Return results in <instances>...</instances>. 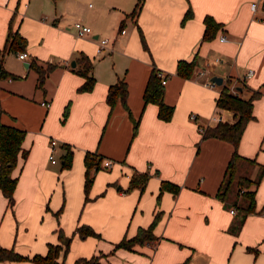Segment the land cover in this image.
I'll use <instances>...</instances> for the list:
<instances>
[{"label":"crops","instance_id":"0c3cea01","mask_svg":"<svg viewBox=\"0 0 264 264\" xmlns=\"http://www.w3.org/2000/svg\"><path fill=\"white\" fill-rule=\"evenodd\" d=\"M71 1L84 2L81 19L76 20L90 25L93 33L84 37L76 34L71 17L76 7ZM255 1L259 3L257 11L251 7ZM137 2L0 0V70L9 73L0 77V121L25 129L23 147L29 150L28 157H20L13 170L18 177L13 208L0 189V245L28 257L46 254L49 244L62 243V229L72 241L67 254L62 250L58 260L64 257L66 264H75L78 258H90L102 246L107 250L109 243L103 245L101 238L118 242L124 236H134L140 227L149 225L159 209L163 214L154 228L159 239L156 244L143 243L140 249L153 254L150 260L119 249L100 264H115L117 256L129 259L125 264H264V177L257 187L255 209L246 214L237 229L247 201L242 195L231 199L233 187L226 202L218 196L224 178L221 171L232 157L233 144L218 137L205 138L185 174L198 144L193 141L196 132L200 136L208 126L236 119L233 110L217 104L229 79L234 93L246 98L260 93L254 100V118L240 141L243 153L245 133L251 124H260L257 136H264V0H143L140 10L132 14ZM67 4L74 7L67 11ZM189 9L192 15L184 20ZM207 15L221 26L212 38L204 40ZM17 30L28 41L25 50H10L3 55L9 33ZM141 31L148 47L143 44ZM222 35L226 40L220 39ZM103 37L109 42L99 53V39ZM20 51L26 53L25 58L19 57ZM81 53L93 61L96 83L91 90H80L86 77L76 70L77 62L75 69L69 65ZM180 60H195L191 77L177 73ZM32 61L43 68L49 63L57 65L43 87L38 86V72L31 66ZM154 67L167 75L164 99L174 107L170 120L159 117L158 104L144 102ZM201 69L206 74L198 76ZM249 69H253V75L246 77ZM213 76L222 77L223 83L206 85ZM120 79L128 84L127 103L138 121L137 131L122 100L118 99L114 107L107 101L110 86ZM43 101L49 105H43ZM66 105L67 124L57 135L53 132L61 139L53 161L49 158L53 136L46 130V123L52 115H60ZM86 115L97 123L89 145L79 142L73 124L66 130L69 121ZM64 144L75 145H71L74 156L69 168L62 166ZM59 146L60 162L56 153ZM95 147L113 161L110 168L114 171L95 175L90 188L92 199L83 204L84 158ZM208 154L213 172L210 177L197 179L201 172L193 173L192 168ZM260 162L264 163V156ZM260 162H243V174L254 179ZM146 169L152 175L138 202L137 191L127 193L123 188L132 172ZM162 180L178 184L180 190L176 195L164 191L161 203L156 204ZM82 223L91 225L101 237L81 238L76 229ZM0 264L37 263L30 259H0Z\"/></svg>","mask_w":264,"mask_h":264},{"label":"trees","instance_id":"16d2710c","mask_svg":"<svg viewBox=\"0 0 264 264\" xmlns=\"http://www.w3.org/2000/svg\"><path fill=\"white\" fill-rule=\"evenodd\" d=\"M143 0H138L136 7L132 14H136L142 7ZM192 15V10L189 9L185 15L184 20ZM205 31L203 38L204 40L212 38L216 31L220 28L221 24L218 23L211 15H207L204 18ZM142 41L145 47H148L145 36L141 31ZM27 39L18 30L11 31L8 35L7 47L3 52V55L10 50H25L27 46ZM76 62L79 67L77 71L86 77L85 82L80 87V90H91L95 83L96 78L92 74L93 61L92 59L81 53L80 57L76 58ZM31 66L38 72V86L43 87L45 79L49 72L53 70L57 65L55 63H49L46 68H43L35 61L31 62ZM195 68V60L187 61L180 60L177 65V73L183 77H191ZM75 69V67L73 68ZM159 70L154 67L149 76L145 91H144V102H154L159 106V117L164 120H170L172 118L174 107L166 103L164 99L165 85L162 83L160 76L158 75ZM9 73L2 71L0 77L8 76ZM232 80L229 79L222 87L221 95L217 100V104L220 107L233 110L236 119L233 123L229 122H218L215 126H208L203 132L204 138L206 137H218L230 141L234 145V152L228 163L223 181L218 191V196L226 202L228 192L232 184V177L234 173L238 171V168L242 166V163L247 162L248 164H256V160L241 155L238 151L243 132L248 122L254 118L253 108L254 100L260 94L254 93L251 97H243L240 93H234L231 90ZM128 84L125 79H120L118 82L112 84L109 88L107 101L111 107H114L118 99H121L124 106L127 108L130 116L135 121V131H137L138 121L133 118L130 108L127 103L128 97ZM27 131L15 125L6 124L0 121V189L7 198V203L10 208H13L15 200V190L18 183V177L13 175V170L17 166L19 158L23 157L26 159L29 155V150L23 147V142L26 137ZM65 152L62 156V166L69 168L72 166L74 150L69 144L63 145ZM103 156L101 154H95L88 151L85 155L84 162L86 165L85 173V192L86 199H88V193L94 182L93 170L99 169L102 165ZM264 177V163L259 164V173L255 179H251L247 175H243L238 181V191L242 193L247 204L244 206V214L237 225L239 229L246 217L248 212H251L256 207V192L259 183ZM149 175L147 173H135L131 180V186L143 185L147 182ZM252 185L254 187H252ZM172 191L175 195L178 194L180 186L168 180H162L160 186V194L164 191ZM160 200V196L158 201ZM60 211L57 212L59 215ZM161 211H156L153 222L147 227H140L137 233L132 237H124L120 242L117 243V247L132 248L134 245L145 242L150 244H156L158 237L154 235V228L161 218ZM76 233L81 238H87L88 236L101 237L91 225L82 223L77 226ZM59 237L62 243L49 244V249L46 254H35L32 257L22 255L16 252L13 248H6L0 245V259L1 260H24L30 259L37 264H66L65 259L59 261L60 252L63 250L64 255L67 254L70 244L72 241L71 236H66L62 229H59ZM100 256L92 255L90 258L81 257L78 258L75 264H100Z\"/></svg>","mask_w":264,"mask_h":264},{"label":"rangeland","instance_id":"374dc122","mask_svg":"<svg viewBox=\"0 0 264 264\" xmlns=\"http://www.w3.org/2000/svg\"><path fill=\"white\" fill-rule=\"evenodd\" d=\"M71 2H74V1H71ZM74 5H75V7H76V10L75 11H71V17L75 20V22L76 21H79V20H76V19H81L80 18V14H81V12L84 10V2H82V1H77V2H74ZM90 4H89V2H88V4H87V6H89ZM66 10L67 11H70V8H72V7H74L72 4L70 5V4H67L66 6ZM76 11L78 12V13H76ZM81 21V20H80ZM74 22V23H75ZM73 61V60H72ZM72 61L70 60V66H72L71 65V63H72ZM53 62H58V61H53ZM6 78H9V77H6ZM68 116H69V105H66L65 107H64V110L62 111V113L59 115L58 113L57 114H54V115H52L51 117H50V119L48 120V122L46 123V130L47 131H50V136H53L52 138L53 139H56L59 143H60V141H61V139L59 138L58 139V137H55L56 135H57V131L61 128V127H63V126H65L66 124H67V121H68ZM89 116L88 115H86V116H83V117H80L79 119H77V120H75V121H73L72 122V120L71 121H69V126H67V128H66V130H69L70 128H71V126H72V124H73V126H74V128L79 132V142L81 143V144H86V145H89L90 143H91V140H92V136H93V133H94V131H95V129H96V125H97V123L94 121V120H91V119H89L88 118ZM43 122V121H42ZM254 123H256L255 121H253ZM259 128H260V124H258V123H256V124H251V126H250V128H249V131H247L246 133H245V138H244V144L243 145H245L246 146V153H243V150L240 148V144H239V146H238V151H239V153H243V155H245V156H247L248 158H252V159H255L256 161H258V162H260V160H262V156H264V136L263 137H261V138H259L257 135H258V133H259ZM102 130H103V127H102ZM53 132L56 134V135H53ZM198 133V134H197ZM196 138H194L193 139V141H197L198 142V144L196 145V150H195V154H194V158L191 160V161H188V163H187V165H186V169H185V174H186V172H187V170L189 169V168H191V165L193 164V161H194V159H195V155H197V153H198V151H199V149H200V147H201V145H202V141L203 140H205V138H204V136H203V134H201L200 136H199V132H196ZM206 138H208V137H206ZM258 139H259V142H258ZM243 140V139H242ZM63 141V140H62ZM179 142V141H178ZM241 143V142H240ZM257 143H258V145H257ZM242 144V143H241ZM72 145V144H71ZM73 147L75 146V145H72ZM234 146V145H233ZM60 148H61V146H59V149L56 151V153H57V156H58V160H59V162L61 161V157H59V153H60ZM89 150V149H88ZM88 152V151H87ZM86 152V153H87ZM90 152H92V153H95V154H101V153H99V152H97L96 151V147L93 149V150H91L90 149ZM105 156V155H104ZM202 157V156H201ZM203 158V157H202ZM105 159H107V158H105V157H103V159H102V165L100 166V168L99 169H95V170H93V173H94V177H95V175H97L100 171V173H101V175H104V174H110V172H112V171H114V169H112V168H107V167H104V165H103V163H104V160ZM261 163V162H260ZM227 166H228V164H227ZM227 166L226 167H224V170L222 169V171H221V174H224L225 175V172H226V169H227ZM213 167H214V165H212V158H211V155H207L205 158H203L201 161H200V159L194 164V167L192 168L193 169V173H195V172H197L198 170H200V172L201 173H198L197 174V176H196V178L197 179H199V178H204L206 175H208L209 177L211 176V174H212V172H213ZM244 168L245 167H243V166H240L239 168H238V171H236L235 173H234V176L232 177V184H231V187H233V193L230 195V197H231V199L232 198H235L237 195L238 196H241L242 195V197H243V199H245V201H247L246 200V198H245V196L242 194V193H240V191H238V181H239V178L240 177H242L243 175H245V174H243V170H244ZM132 169V168H131ZM136 170H138V169H136ZM133 171H134V168H133ZM86 172V171H85ZM121 173L122 172H120L119 173V178L120 179H122V176H121ZM135 173H147L148 175H149V178H148V180H147V182L144 184L145 186H143V185H137V186H131V180H132V178H133V176L135 175ZM258 173H259V171L257 172V174H256V176H255V178L258 176ZM127 174V173H126ZM151 175H152V173H150L149 172V170L148 169H146V170H139V171H136V172H132L131 174H130V176H131V178H130V180L128 181V183H127V185L123 188V190L125 191V192H127V193H130V192H133V191H137V193H138V197H137V201L139 202V200L141 199V196L143 195V193H144V191H145V189L147 188V186H148V181H149V179L151 178ZM224 175H223V177H224ZM213 177H214V175H213ZM96 178V177H95ZM254 178V179H255ZM223 179V178H222ZM218 183V182H217ZM113 184V183H112ZM219 186V185H218ZM231 187H230V189H231ZM83 190H84V200H83V204L84 203H87V202H89V201H91V199H92V197H90V191H89V193H88V199H86V192H85V180H84V188H83ZM116 190H117V186H116ZM105 190L104 191H102V195L103 194H105ZM159 196H160V200L158 201V198H159ZM161 199H162V194H160V191L158 192V194L156 195V204H158V202H160L161 201ZM161 203V202H160ZM104 204H106L105 202H104ZM137 205V202L135 203V205H134V207ZM61 208H63V209H61V211H63L64 210V207L62 206ZM83 208V207H82ZM159 210V209H158ZM157 210V211H158ZM117 212H120V211H117ZM133 213V212H132ZM163 214V213H162ZM162 214H161V217H162ZM161 219V218H160ZM119 220V219H118ZM153 220H154V216L152 217V220L150 221V223H149V225L153 222ZM160 221V220H159ZM158 221V222H159ZM158 224V223H157ZM148 225V226H149ZM99 233V232H98ZM125 237V236H124ZM123 237V238H124ZM127 237V236H126ZM122 238V239H123ZM101 239H103L102 240V243H103V245H106V244H108L109 243V247L107 248V250H106V247L105 246H102V247H100L99 248V250L96 252V253H94L95 255H99L100 256V259H99V261H100V263H102L103 261H105V260H108L107 258H108V255H110V254H112V253H115L117 250H119V249H124L125 251H128V252H130V253H132V252H134V253H137L136 255L137 256H145L147 259H149L150 260V258H151V256L153 255V254H150V253H147V252H145V251H141L140 249L142 248V247H144L143 245H145V244H140V243H138V244H136V245H134L132 248H127V247H117V243L118 242H120V241H118V242H113V240L112 241H107L106 239H104V238H101ZM113 244V245H112ZM132 251V252H131ZM133 254V253H132ZM136 256V257H137ZM126 260H127V262L129 261V259H127V258H124V257H121V256H117V257H115V264H125V262H126ZM148 262L147 261H144L143 263L140 261V262H137L136 264H147Z\"/></svg>","mask_w":264,"mask_h":264},{"label":"built area","instance_id":"2783aa9c","mask_svg":"<svg viewBox=\"0 0 264 264\" xmlns=\"http://www.w3.org/2000/svg\"><path fill=\"white\" fill-rule=\"evenodd\" d=\"M251 7H252V9L254 11H257L259 9V3L257 1L252 2ZM261 19L264 21V15L262 16ZM74 26H75V29H76V34L78 36H80V37H84L86 35H89V34L93 33L92 27L90 25H88V24H85L83 21H80V20L76 21L74 23ZM124 31H125V29H122V32H124ZM220 39L222 41H224V40H226V36L222 35L220 37ZM108 42H109L108 38H106V37L100 38L99 39V45H98V48H97V52L101 53L104 50L105 46L108 44ZM18 55L21 58H25L26 53L24 51H20L18 53ZM220 60L221 59H219V58L216 59V61H220ZM0 72H1V70H0ZM253 72H254L253 69H249L247 74H246V77H251L253 75ZM205 74H206V70L205 69H201V70L197 71V75L198 76H203ZM158 75L160 76V78L162 80V83L165 84L166 81H167V75H165V73H163L162 71H159ZM205 84L209 85V86H213L216 83L210 79V80H207L205 82ZM233 90H234V92H236L235 88ZM42 104L43 105H49V103L47 101H43ZM195 117H196V115H192V118H195ZM50 145H51V153L49 155V158L51 160H53V161H56L55 150H56V148L58 146V141L56 139L52 138L51 141H50ZM112 164H113V161L111 159H105L104 163H103L104 167H111ZM231 211L234 213L235 209H232ZM263 213H264V210H263Z\"/></svg>","mask_w":264,"mask_h":264},{"label":"water","instance_id":"95a60500","mask_svg":"<svg viewBox=\"0 0 264 264\" xmlns=\"http://www.w3.org/2000/svg\"><path fill=\"white\" fill-rule=\"evenodd\" d=\"M28 65H29V63L26 62V63H25V66L28 67ZM71 65L74 67V66L76 65V61L73 60L72 63H71ZM211 80L214 81L216 84H222V83H223V78L220 77V76H213V77L211 78Z\"/></svg>","mask_w":264,"mask_h":264}]
</instances>
